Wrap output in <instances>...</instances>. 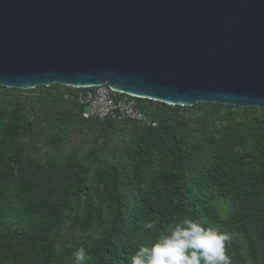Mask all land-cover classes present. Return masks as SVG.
Wrapping results in <instances>:
<instances>
[{
  "label": "trees",
  "instance_id": "1",
  "mask_svg": "<svg viewBox=\"0 0 264 264\" xmlns=\"http://www.w3.org/2000/svg\"><path fill=\"white\" fill-rule=\"evenodd\" d=\"M80 90L0 85V264H74L80 247L130 264L185 217L230 233L232 264H264V107L137 97L150 123L98 120ZM70 128L95 139L70 145Z\"/></svg>",
  "mask_w": 264,
  "mask_h": 264
},
{
  "label": "water",
  "instance_id": "2",
  "mask_svg": "<svg viewBox=\"0 0 264 264\" xmlns=\"http://www.w3.org/2000/svg\"><path fill=\"white\" fill-rule=\"evenodd\" d=\"M264 107V0H0V85Z\"/></svg>",
  "mask_w": 264,
  "mask_h": 264
},
{
  "label": "clouds",
  "instance_id": "3",
  "mask_svg": "<svg viewBox=\"0 0 264 264\" xmlns=\"http://www.w3.org/2000/svg\"><path fill=\"white\" fill-rule=\"evenodd\" d=\"M154 227L152 221L143 225L146 230ZM231 239L230 233L218 227H205L201 222L185 217L151 245H140L130 264H232L226 252V244ZM73 256L74 264H86L88 254L83 247Z\"/></svg>",
  "mask_w": 264,
  "mask_h": 264
},
{
  "label": "built area",
  "instance_id": "4",
  "mask_svg": "<svg viewBox=\"0 0 264 264\" xmlns=\"http://www.w3.org/2000/svg\"><path fill=\"white\" fill-rule=\"evenodd\" d=\"M77 94V100L84 107V118H106L117 120H135L140 123H150L146 113L139 108L137 97L115 90L108 84L83 87ZM68 96V95H67Z\"/></svg>",
  "mask_w": 264,
  "mask_h": 264
},
{
  "label": "rangeland",
  "instance_id": "5",
  "mask_svg": "<svg viewBox=\"0 0 264 264\" xmlns=\"http://www.w3.org/2000/svg\"><path fill=\"white\" fill-rule=\"evenodd\" d=\"M95 132L81 131L75 128L69 129L68 143L70 145H79L81 142L93 141Z\"/></svg>",
  "mask_w": 264,
  "mask_h": 264
}]
</instances>
